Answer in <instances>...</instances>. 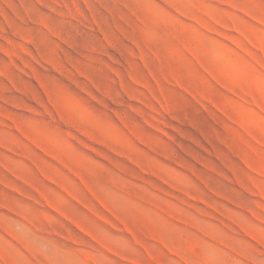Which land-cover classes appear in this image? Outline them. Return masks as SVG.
I'll return each instance as SVG.
<instances>
[{
    "label": "rangeland",
    "instance_id": "374dc122",
    "mask_svg": "<svg viewBox=\"0 0 264 264\" xmlns=\"http://www.w3.org/2000/svg\"><path fill=\"white\" fill-rule=\"evenodd\" d=\"M0 264H264V0H0Z\"/></svg>",
    "mask_w": 264,
    "mask_h": 264
}]
</instances>
